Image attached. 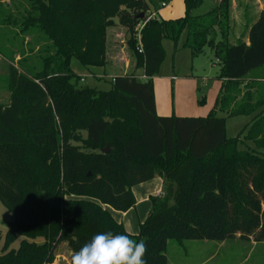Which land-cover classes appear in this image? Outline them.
I'll return each mask as SVG.
<instances>
[{"label":"trees","instance_id":"16d2710c","mask_svg":"<svg viewBox=\"0 0 264 264\" xmlns=\"http://www.w3.org/2000/svg\"><path fill=\"white\" fill-rule=\"evenodd\" d=\"M25 1L20 32L38 31L46 44L32 72L8 67L9 98L0 104V202L11 214L0 264H52L61 243L71 264L107 231L143 240L146 264H167L170 241L264 242V11L247 42L230 44L229 0L203 10L204 0H182L183 15L169 19L157 15L167 0ZM114 18L140 73L115 75L108 90L77 85L73 61L86 72L104 67ZM182 34L180 48L193 58L207 47L219 65L221 86L206 116L155 111L162 41L176 52ZM236 116L249 121L227 137L226 118ZM156 176L165 179L163 193L149 196L146 218L128 233L104 207L133 208L132 187Z\"/></svg>","mask_w":264,"mask_h":264},{"label":"rangeland","instance_id":"374dc122","mask_svg":"<svg viewBox=\"0 0 264 264\" xmlns=\"http://www.w3.org/2000/svg\"><path fill=\"white\" fill-rule=\"evenodd\" d=\"M217 0H204L203 6L199 10L206 9L216 3ZM171 3L181 10L183 14L182 0H172ZM170 3V4H171ZM28 9V3L25 0H0V104H6L9 98V89L7 85L8 67L13 65L18 69L26 67L32 72L38 68V57L44 53L46 42L44 37L35 30L28 33L20 32V16ZM261 11H264V0H229V38L228 42L234 44L238 40H245L247 29L251 21ZM115 23L117 19L114 18ZM118 31L123 34L116 46L114 42V33ZM185 34H182L179 40V47L184 40ZM128 36L125 29L119 23L107 29L106 39V62L102 68H91L89 72L77 69L78 65L73 61V67L78 71V79L83 78L84 82L77 81V85L92 86L99 90H108L110 82L115 75L121 74H139L140 69L136 68V59L126 43ZM113 46V47H112ZM162 46L165 51V59L161 64L162 75H169L174 68L179 71L181 78V100L190 104L187 98H183L191 88L196 92L200 88L201 96L211 86L219 73V65L216 57L209 48L191 57L188 50H173V44L169 40H163ZM24 59L19 65V59ZM113 58V65H112ZM204 78L205 81H202ZM212 91L207 92L208 101L213 103ZM179 96V97H180ZM180 101V99L178 98ZM209 105V107L211 106ZM218 117H225L219 110L215 113ZM249 121V117L236 116L226 118V135L234 137ZM252 147L253 144L247 142ZM240 147L244 148L243 145ZM149 207L142 210V219L135 221L137 231L139 225L146 218ZM11 219L10 212L0 202V250L5 242V235L8 229L7 223ZM19 239L15 240L10 248L18 246ZM168 264H264V242L256 243L249 240L240 239L235 236L233 239L225 241H193L185 240L181 244L170 241L168 244ZM56 264H67L69 250L65 244H60L56 249Z\"/></svg>","mask_w":264,"mask_h":264},{"label":"crops","instance_id":"0c3cea01","mask_svg":"<svg viewBox=\"0 0 264 264\" xmlns=\"http://www.w3.org/2000/svg\"><path fill=\"white\" fill-rule=\"evenodd\" d=\"M180 13L181 10H179L178 7L176 8L175 5L171 3L168 7L159 10L157 15L161 18L169 19V18H176L182 16L183 14L181 15ZM183 13H184V6H183ZM257 16L251 21L250 24H252L256 20ZM120 36H121V40H123L122 39L123 34L121 32L116 31L114 33V42L116 46H118L117 42L119 41ZM244 41L247 42V39H245ZM178 49H182V48L178 47ZM112 65H113V58H112ZM161 70L162 68L160 67L159 73L153 77L155 111L158 116H170V115L206 116L209 113V111L213 109L222 82V80L217 79V76H216V80H214L212 83L211 90L207 89L206 91V93L208 92L209 94L210 91H212L211 92L213 98L212 105L210 104V101H208L207 99L208 95L204 92L203 96H201L199 87H197L196 92H194V90L191 88V86L193 85V80L187 79V82L191 81L192 83L190 85L189 92H187V94L183 96L184 99L187 98L188 101L190 102V104L186 106V103L183 101V99L181 100V96H180V93L184 89V87H182L180 84L181 78H179L178 76L179 71L177 70L175 71V69L173 68L171 74L162 75ZM172 77H174V79H172ZM202 81H205L204 78L202 79ZM258 81H259L258 83H264V79H262L261 82L260 79ZM178 98L180 99V101L178 100ZM209 105L211 106L209 107ZM216 111H218L217 108L215 109V113ZM165 183H166L165 179H163L160 176H156L148 181L133 186L132 192L135 197V206L125 212H118L107 206H105L104 208H106L109 211L111 216L116 221L120 222L123 225V227L128 233L136 234L138 231L135 221L138 220L139 223V219H142L141 218L142 210L145 207L147 208L149 207L150 209L149 196L161 195L163 193ZM62 244L66 245V243H61V245ZM56 256L57 255L55 252V258L52 264H56L57 261ZM69 257H70V251L68 254L67 264H70ZM166 257L168 264L169 262L168 251Z\"/></svg>","mask_w":264,"mask_h":264},{"label":"clouds","instance_id":"9594fccd","mask_svg":"<svg viewBox=\"0 0 264 264\" xmlns=\"http://www.w3.org/2000/svg\"><path fill=\"white\" fill-rule=\"evenodd\" d=\"M146 243L128 234L99 232L74 252L71 264H146Z\"/></svg>","mask_w":264,"mask_h":264},{"label":"built area","instance_id":"2783aa9c","mask_svg":"<svg viewBox=\"0 0 264 264\" xmlns=\"http://www.w3.org/2000/svg\"><path fill=\"white\" fill-rule=\"evenodd\" d=\"M171 1H172V0H167L166 2H163V3L161 4L162 8H166V7H168V6L170 5ZM160 10H161V9H160ZM143 26H144V22H140V23L135 27V38H136V41H137V47H136V49H137V51H138L139 53L142 52L141 38H140V30L143 28ZM138 78H139L140 80H146V76L143 75V74L140 75ZM172 79H174V77H172ZM79 81H80L81 83H83V82H84V79H83V78H80Z\"/></svg>","mask_w":264,"mask_h":264},{"label":"water","instance_id":"95a60500","mask_svg":"<svg viewBox=\"0 0 264 264\" xmlns=\"http://www.w3.org/2000/svg\"><path fill=\"white\" fill-rule=\"evenodd\" d=\"M107 151V149H104L102 152H106Z\"/></svg>","mask_w":264,"mask_h":264}]
</instances>
